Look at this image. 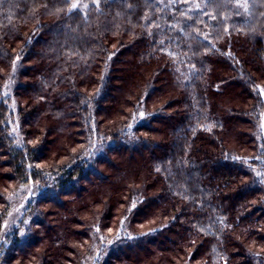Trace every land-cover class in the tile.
<instances>
[{
	"label": "trees",
	"instance_id": "obj_1",
	"mask_svg": "<svg viewBox=\"0 0 264 264\" xmlns=\"http://www.w3.org/2000/svg\"><path fill=\"white\" fill-rule=\"evenodd\" d=\"M72 2L0 0V264H264V0Z\"/></svg>",
	"mask_w": 264,
	"mask_h": 264
},
{
	"label": "rangeland",
	"instance_id": "obj_2",
	"mask_svg": "<svg viewBox=\"0 0 264 264\" xmlns=\"http://www.w3.org/2000/svg\"><path fill=\"white\" fill-rule=\"evenodd\" d=\"M160 1L162 3H166V2H169L170 0H160ZM186 1L189 2V4L191 5L192 8H199L204 0H186ZM236 2H237V4H239V6H241L242 8L245 9L247 7L248 0H236ZM197 5H198V7H197ZM245 5H246V7H245ZM109 120L110 119L103 118L102 122L107 123V122H109ZM105 123H103V124H105ZM66 140H67L66 134L63 132H57L56 134H50L47 138V145L46 146H47V148L55 149L57 147L62 146V144L65 143ZM231 144H235L234 139L231 141ZM124 154H125L124 158L128 159L129 154H126V153H124ZM140 158H141L140 154H135V155H133L131 161H132V163H135V162H138L140 160ZM103 171L107 174L108 179L104 182V184H102L100 187H98L99 189L97 187L93 188V187H89V185H86L88 188H86V191L81 193V196L83 199H85V200L89 199L91 192L97 194L99 191H101V188L110 187L113 183L116 182L115 171H114V169H111L109 167V164L105 166V169H103ZM129 177H130V175H129ZM134 182H136V181H134ZM133 185H137V184L133 183ZM31 188H33V186L30 184L28 187H24V188L21 187L20 188L21 191L17 192L15 196L11 193L9 194L8 199H9L10 208H9L6 216L4 217V220H3L1 227H0V229H1L0 230V244H4L5 246H7L9 244L10 238L7 239L8 238L7 235L14 234L15 232H18L20 235L24 234V232H23L24 230L22 229V227H20V224L24 223V221H28V220H26V217H25V215H26L25 212L28 209V205H27L28 201L26 202L25 195L21 194V193H22V190H24L25 194H26V193H28V191H31ZM89 190H91L90 193L88 192ZM79 200H77L78 202H75V205L79 204V207L84 206V209H82L80 211V215H83L82 219H84V220L92 217V213L100 207L99 204H95V205L93 204V206L91 207V204H89V202L81 203V202H79ZM56 213H57L56 209L49 211L48 218L51 221L56 220L57 219V216L55 215ZM24 218H25V220H23ZM77 222H78V219H76L73 222L72 226H74L76 228H81V225H78ZM93 223H95V222H93ZM124 224H126V222ZM94 228H95V226H94ZM146 228H148V224H144V226L142 225L140 230H146ZM95 232L97 234V237L95 236L94 244L96 243L97 240H100L102 238V234L100 231H95ZM136 232L141 233L142 231H136ZM91 233H92L91 235L94 234L93 231H91ZM1 234H2V236H1ZM113 234H114L113 232L110 233L109 239L111 238V236H113ZM70 238H71V241H73V242H74V240H78V237L75 235H71ZM91 238L92 237L90 236V239ZM47 239H43L42 242L35 248V250L39 251L41 248L45 247V245H47V243H48ZM106 239L107 238L103 237V240L107 242L109 239L108 240H106ZM109 241H111V239ZM99 247L100 246L96 245V247L94 248L95 251H93L89 254V256L87 257V264H92L91 261H93L94 256L97 253ZM137 252L139 254V258L141 260H143L145 263H147V262L150 264H156L157 263L156 248L153 245H147V246H145V248H140V249H138ZM73 255H75V253ZM170 255H171V253H169V252L166 253V256L169 258H170ZM101 257L104 258L105 255H102ZM17 260H15V261L17 262ZM119 260L120 261H118V262L110 261V263L111 264H121L124 259L120 258ZM2 264H16V263H13L12 261H9V262L4 261Z\"/></svg>",
	"mask_w": 264,
	"mask_h": 264
},
{
	"label": "snow or ice",
	"instance_id": "obj_3",
	"mask_svg": "<svg viewBox=\"0 0 264 264\" xmlns=\"http://www.w3.org/2000/svg\"><path fill=\"white\" fill-rule=\"evenodd\" d=\"M68 3L70 4V11L71 10H79L81 8V5L78 3H73L72 0H68ZM94 3H96L97 5L99 4V0H94ZM198 7V5H197ZM246 7V5H245Z\"/></svg>",
	"mask_w": 264,
	"mask_h": 264
}]
</instances>
